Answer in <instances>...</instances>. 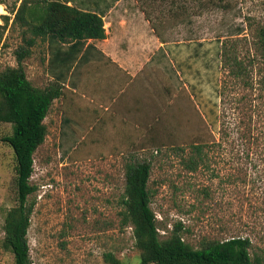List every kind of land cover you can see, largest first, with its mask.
I'll list each match as a JSON object with an SVG mask.
<instances>
[{
  "label": "rangeland",
  "instance_id": "obj_1",
  "mask_svg": "<svg viewBox=\"0 0 264 264\" xmlns=\"http://www.w3.org/2000/svg\"><path fill=\"white\" fill-rule=\"evenodd\" d=\"M22 1L0 0V25L2 16L10 18L0 45V70L18 66L15 52L26 48L31 36L20 22L13 24ZM205 1L192 0V12L181 19L172 13L176 35L170 38L178 42L174 52L182 48L186 57L191 54L196 67L207 47L208 70L188 76L192 98L182 90L186 80L174 74L173 94H161V101L169 97L167 114L151 134L143 123L138 138L129 140L118 119L114 127L96 122L98 115H107L105 93L77 90L84 109L78 116L87 120L81 125L75 115L77 132L69 130L65 113L57 121L51 118L55 111L50 113L49 134L35 153L31 178L37 187L28 202L31 264H105L107 252L123 264H140L133 228L121 213L127 165L143 161L152 164L149 188L162 240L181 226L193 248L243 237L252 243V256L264 255V57L256 46L264 0H229L228 11L212 5L201 10ZM159 5L163 18L174 10L172 0H159ZM52 51L48 38L38 39L25 60L38 87L48 83L44 71ZM11 133L10 124L0 123V139ZM195 141L204 145V161L192 168L190 159H199ZM16 204V158L0 140V264H14L2 241L5 214Z\"/></svg>",
  "mask_w": 264,
  "mask_h": 264
},
{
  "label": "trees",
  "instance_id": "obj_2",
  "mask_svg": "<svg viewBox=\"0 0 264 264\" xmlns=\"http://www.w3.org/2000/svg\"><path fill=\"white\" fill-rule=\"evenodd\" d=\"M191 2L172 0L174 10L169 8L170 18L172 13L181 19L187 12H192ZM208 5L228 11L230 1L206 0L201 10ZM14 13L13 24L20 22L31 36L25 39L27 47L22 46L15 52L18 66H7L0 70V123L12 126V133L0 140L7 143L15 154L17 196V204L5 214L2 247L13 255L14 264H31L28 231L32 205L28 202L37 190L31 183L35 153L49 134L45 120L54 101L61 97L62 86L57 82L47 87L36 86L28 77L25 60L31 56L38 39L50 38L61 43L81 45L90 39L104 40L107 34L102 15L81 11L59 0H23ZM193 13L199 14L196 10ZM2 18L4 24L0 25V45L10 22L9 16ZM154 28L158 31L156 25ZM256 39L257 49L264 57V24L258 28ZM88 48L95 49V46L89 45ZM233 63L240 72L242 68L238 57H234ZM203 147L200 141L192 143L193 152L199 155V159H190L192 168L204 161ZM151 173L152 164L149 161L128 164L122 200V221L133 228L136 247L141 251L140 264H264V255L252 256L249 238L206 241L196 249L185 241L182 227L179 226L173 229L169 238L162 240L157 216L152 209L149 188ZM104 260L105 264H123L113 252L105 253Z\"/></svg>",
  "mask_w": 264,
  "mask_h": 264
},
{
  "label": "crops",
  "instance_id": "obj_3",
  "mask_svg": "<svg viewBox=\"0 0 264 264\" xmlns=\"http://www.w3.org/2000/svg\"><path fill=\"white\" fill-rule=\"evenodd\" d=\"M61 1L81 11L102 15L107 37L104 40L90 39L81 45L48 38L53 51L52 55H47L48 67L44 76L48 83L45 86L54 82L62 86V95L52 106L51 112H55L51 118L57 121V117H63L65 113L69 130L77 132L79 129L75 125L87 121L78 116L84 109L79 104L77 90L97 96L105 93L107 101L101 99L107 115H98L96 122L104 120L114 127L113 120L118 119L124 138L134 140L138 138L143 123L147 134H151L161 116L167 114L169 97L165 96L161 101V94H173L170 80L174 81V74L180 80H186L182 90L192 98L188 76L192 70L200 75L207 72L208 48L203 51V60L199 57V67L192 65L191 54L186 57L182 48L174 52L178 42L170 37L176 35V29L169 10L165 18L160 15L159 0ZM89 45H94L95 49H89ZM29 79L32 78L29 76ZM161 82H164L162 88L159 86ZM75 115L81 120L79 123ZM151 138L155 139L153 135Z\"/></svg>",
  "mask_w": 264,
  "mask_h": 264
}]
</instances>
